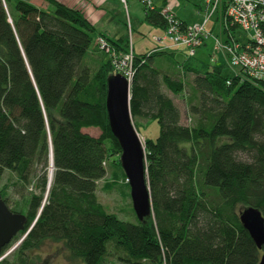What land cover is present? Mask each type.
I'll return each instance as SVG.
<instances>
[{
	"label": "trees",
	"instance_id": "16d2710c",
	"mask_svg": "<svg viewBox=\"0 0 264 264\" xmlns=\"http://www.w3.org/2000/svg\"><path fill=\"white\" fill-rule=\"evenodd\" d=\"M44 1L45 8L0 0V181L5 169L16 177L0 195L27 217L11 242L35 220L15 247L14 264H34L29 251L45 240L61 241L68 258L83 264H258L264 246H256L239 211L253 206L264 217V79L210 63L193 69L198 101L184 124L162 90L178 94L183 82L153 66L160 52L134 54L132 119L156 121L159 132L144 141L152 213L124 221L97 196L110 156L123 170L105 107L113 65L99 59L96 30L80 10ZM146 19L166 23L158 9ZM110 42L128 52V41ZM11 187L19 197L14 208L3 195Z\"/></svg>",
	"mask_w": 264,
	"mask_h": 264
},
{
	"label": "rangeland",
	"instance_id": "374dc122",
	"mask_svg": "<svg viewBox=\"0 0 264 264\" xmlns=\"http://www.w3.org/2000/svg\"><path fill=\"white\" fill-rule=\"evenodd\" d=\"M123 4L124 1L120 0ZM138 4L140 5L142 9L143 14V21L141 24L147 23V13L151 10L147 9L145 2H142V0H137ZM155 2H160L161 4L164 3V5L160 6L158 9L168 8L173 13L179 15L182 18H185L188 22H191V24H196L199 22H202L204 18L207 16L205 11V4L204 0H154ZM152 0V2L154 3ZM156 6V5H155ZM130 9V8H129ZM124 10L125 19H126V39L128 41V52L130 51V47H132L131 41L133 38V35H135L132 32V29L130 25L128 24V17L127 13L130 11ZM164 10V9H163ZM202 10L205 11L204 14H202ZM162 11V10H161ZM222 11V10H221ZM221 11H219L216 15H213L211 18L209 17L207 25V30L209 32L208 37L202 42V44H197V42L189 45H185L187 43H183L182 37L179 39L181 41H177L176 36H178L180 33H182V29H177V31L174 34H171L169 32V26L164 23L163 26L161 25H155L148 23L146 26L149 27L148 30L144 29L143 37L145 42L148 41V38L146 34L150 35L149 33L152 30H157V33L155 35H152V46L148 48L144 53H146L147 56H150L154 52H160L159 55H155L152 60L153 66L157 67L162 73H168L174 76L175 78H179L183 84L184 89L178 93L173 94L170 92L164 85L162 86V90L165 94H167L169 97L172 98L176 106L179 108L182 114V122L184 124H190L191 118L189 114V105L191 103H195L198 101V92L193 87L192 80L194 76L196 75L193 71L192 66H187L189 62L186 56V52L189 50L194 51V57L202 59L204 61H210L209 53L201 52L199 49L201 46H203L206 42H208V47L212 48L211 56L220 53L223 57V60L225 61V68L226 71L229 73H233L232 69H230L229 65L226 64V62L232 61V59H235L233 55H231L230 51L235 46L232 44L231 37L228 33V31L225 28L224 22H220L221 20ZM224 11V10H223ZM221 12V13H220ZM175 14V16H177ZM220 15V18H219ZM203 16V17H202ZM177 18H179L177 16ZM198 20V21H195ZM217 29L213 27L215 23L219 24ZM185 23V22H183ZM147 33H146V32ZM243 32V31H242ZM239 33V32H238ZM247 34L246 32H244ZM243 33V34H244ZM100 35H95V48H97V51H99V59H103L105 56L108 58L107 52L101 50L99 48L98 40L97 38ZM102 36V35H101ZM182 36V35H181ZM107 40V39H106ZM137 40L136 37H134V41ZM110 44L111 48L114 49L111 42L107 40ZM149 42V41H148ZM211 44H210V43ZM243 45V43L240 44V46ZM239 45L237 46L238 50ZM188 50V51H187ZM230 50V51H229ZM101 52V53H100ZM117 52V51H116ZM119 53H126V52H119ZM133 53V52H132ZM134 55V54H133ZM213 58V57H211ZM96 59L94 56H91V59H87V64L91 66V69H95L97 66ZM133 68V67H132ZM114 69V67H113ZM130 70L128 67L126 69H120L121 75H127L125 72H129ZM113 72H117L114 70ZM115 74V73H114ZM125 77V76H124ZM144 120H133L132 123L139 135L140 140L142 141L144 145V141L146 138H153L154 135L157 136L159 132V126L155 121L146 120L147 122L144 123ZM86 133L97 134L99 129L96 127H84L83 129ZM157 130V133H156ZM106 145H108L107 141L105 142ZM116 156H110L107 162L106 166V175L103 179L99 180L97 183V196L100 200V202L107 208L109 212L115 213L120 219L127 221V222H137V217L133 211L132 204H131V198H130V188L128 185V182L125 178V174L123 170H120V168L116 165ZM146 163V161H145ZM16 179L13 172H11L8 169H5L2 179L0 181V190L6 187L7 185H10L14 180ZM109 182L112 184L109 185ZM31 184H34V182H31L28 185V189H25L26 193H31L30 188L33 186ZM127 184V185H126ZM12 187L9 190H5L4 194L5 198H8V202L10 206L13 208L15 207V201H18L19 197L15 194ZM4 197V196H2ZM24 210V208H23ZM22 210V211H23ZM24 212V211H23ZM24 233L20 236H17L8 246V248L4 251L2 255H0V264L4 259H8L10 261V264H14V250L15 247L18 245L20 240L22 239ZM29 255L32 256V259L34 261V264H83L80 260H70L68 258L67 250L65 249L63 243L61 241H52V240H45L42 244H40L38 247L31 249L29 251ZM114 259L108 258L106 264H113ZM119 264V263H114Z\"/></svg>",
	"mask_w": 264,
	"mask_h": 264
},
{
	"label": "water",
	"instance_id": "95a60500",
	"mask_svg": "<svg viewBox=\"0 0 264 264\" xmlns=\"http://www.w3.org/2000/svg\"><path fill=\"white\" fill-rule=\"evenodd\" d=\"M106 85L105 107L108 125L121 148L119 160L130 188L133 211L138 220H143L151 215L152 204L146 181L145 149L132 123L130 82L123 75L115 73L107 77ZM52 165L50 147L48 186L52 178ZM239 219L256 246L259 249L262 248L264 246V217L261 211L253 206L242 207L239 211ZM26 222L25 214L11 210L0 195V253L13 237L24 229ZM258 264H264V253L260 255Z\"/></svg>",
	"mask_w": 264,
	"mask_h": 264
},
{
	"label": "built area",
	"instance_id": "2783aa9c",
	"mask_svg": "<svg viewBox=\"0 0 264 264\" xmlns=\"http://www.w3.org/2000/svg\"><path fill=\"white\" fill-rule=\"evenodd\" d=\"M122 1L125 2L126 0ZM222 1L205 0L207 16L202 22L187 24L177 18L170 9L165 7L163 8L164 10L158 9L152 0H142V2H145L147 9L151 11L159 10L160 15L169 26V32L171 34H174L179 28L182 29V33L176 36V38L177 41H181L179 39L182 37L183 43H187L185 45H194L195 42H197L196 45L202 44L208 37L207 25H209V17L211 18L213 15L217 16ZM225 6L224 11L222 13L220 12V22H224L225 28L231 37L232 44L235 46L231 51L229 50L235 59L226 62V64L234 71V75H240L242 77L248 76L256 80L264 79V0H226ZM233 26L235 28L232 30ZM235 31L239 33L236 34ZM97 40L99 48L109 54L108 59L113 65L114 70L117 71L115 73H120V69H126L128 67L130 71L125 72L127 75L124 76L130 82L133 74L132 62L134 58L131 47L129 52L119 53L111 48L104 36L100 35ZM241 43L243 45L240 46ZM186 56L187 58L194 56V51L189 50L186 52Z\"/></svg>",
	"mask_w": 264,
	"mask_h": 264
},
{
	"label": "crops",
	"instance_id": "0c3cea01",
	"mask_svg": "<svg viewBox=\"0 0 264 264\" xmlns=\"http://www.w3.org/2000/svg\"><path fill=\"white\" fill-rule=\"evenodd\" d=\"M28 1L42 8H45L47 6V3L44 0H28ZM57 1H59L60 3H62L63 5L67 7L80 10L85 16V18L95 28L97 36L102 35L109 41H118L119 44H124V42L127 41L126 39V36H127L126 35V19H125L124 10L125 9L128 10L130 8L132 12L129 9L130 12L127 13V17H128V22H129L128 24L130 25L132 32L135 34L133 35V38H131L132 39L131 49H132L133 54H143L148 48L152 46L153 39H151V37L152 35H155V33H157V30L155 31L152 30L149 33L150 35L146 34L149 42L148 41L145 42L144 39H142L144 29L148 30L149 28L146 26L149 22L147 21V23L143 25L141 24V22L143 21V14L141 13L142 9L140 5L138 4L137 0H126L124 4L120 0H57ZM154 4L156 5V8H160V6L164 5V3L161 4L160 2H155V1H154ZM204 4H205V0H204ZM204 12L205 11L202 10V14H204ZM177 16L179 17L181 21L187 24L191 23L185 20V18H182L179 15ZM195 21H198V20H195ZM218 26H219L218 23H215L213 25V27L216 29ZM134 37H136L137 40L134 41ZM120 39L123 41V43H120L121 41ZM199 50L201 52H204L206 50V52L209 53L211 60L204 61L202 59L192 56V57H189L190 58L188 59L189 62H186L188 63L187 66H192L191 68L197 69V70L204 69V66L206 64L208 65L209 63L216 65V66H221V65L225 66V61L223 60V57L220 53H216L211 56L212 48H211V45H210V48L208 47V42H206L203 46H201ZM225 71H226V68H225ZM182 121L183 120L181 118V122ZM143 122L146 123L147 121H143ZM97 132H98L97 134L92 133L91 135L98 136L100 132L99 131ZM156 133H157V130H156ZM155 137L156 136L154 135L153 138Z\"/></svg>",
	"mask_w": 264,
	"mask_h": 264
},
{
	"label": "flooded vegetation",
	"instance_id": "af4514ba",
	"mask_svg": "<svg viewBox=\"0 0 264 264\" xmlns=\"http://www.w3.org/2000/svg\"><path fill=\"white\" fill-rule=\"evenodd\" d=\"M2 197V196H1ZM3 199H4V197H2ZM4 201H5V199H4ZM24 214V213H23Z\"/></svg>",
	"mask_w": 264,
	"mask_h": 264
}]
</instances>
